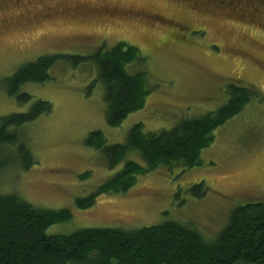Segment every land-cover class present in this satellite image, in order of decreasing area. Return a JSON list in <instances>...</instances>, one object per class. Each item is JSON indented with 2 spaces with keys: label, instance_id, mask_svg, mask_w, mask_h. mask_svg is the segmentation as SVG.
I'll return each instance as SVG.
<instances>
[{
  "label": "rangeland",
  "instance_id": "374dc122",
  "mask_svg": "<svg viewBox=\"0 0 264 264\" xmlns=\"http://www.w3.org/2000/svg\"><path fill=\"white\" fill-rule=\"evenodd\" d=\"M191 2L0 0V118L29 109L32 102L19 105L7 96L5 79L41 56H89L123 42L145 59L126 67L146 74L144 108L116 128L105 123L104 91L90 63L72 67L60 61L45 83L20 88L32 101L48 102L51 111L19 129L35 164L22 170L17 150H10L0 170V195H15L39 210H69L71 219L50 226L47 235L138 230L172 221L212 240L233 209L264 201V0L248 5L256 10L238 4L205 10ZM228 85L251 90L250 102L213 132L200 166L149 172L125 195L101 196L88 209L76 208L77 199L122 167L108 170L102 153L85 146L90 132L101 131L111 145L125 143L137 123L144 132L169 130L218 110L227 102ZM200 183L205 194L197 198L190 190Z\"/></svg>",
  "mask_w": 264,
  "mask_h": 264
},
{
  "label": "trees",
  "instance_id": "16d2710c",
  "mask_svg": "<svg viewBox=\"0 0 264 264\" xmlns=\"http://www.w3.org/2000/svg\"><path fill=\"white\" fill-rule=\"evenodd\" d=\"M192 1V5L205 10H227L234 4L243 10H256L248 7L253 0ZM60 61L72 67L85 62L96 68L108 127L120 126L128 115L144 108L149 94L146 74L143 70L133 74L126 71L130 64L145 62L137 48L120 42L110 50L102 46L89 56H41L5 79L8 97L19 105L32 103L25 113L0 118V170L8 163L3 158L8 159L10 150L15 149L22 170L35 164L19 141L18 131L50 113L51 106L45 101H32L19 90L26 84L45 83L48 71ZM227 95V102L215 112L183 119L169 130L144 132L141 123L134 124L122 144L106 145L101 131L90 132L85 146L102 153L108 170L122 167L88 197L77 199L76 208L88 209L101 196L125 195L135 186L137 177L149 172L200 166L201 151L212 144L213 132L242 111L252 92L228 85ZM190 191L194 197H202L204 184H196ZM70 219L69 210H39L15 195H0V264H264V201L237 206L212 240L172 221L138 230L86 228L69 235L46 234L50 226Z\"/></svg>",
  "mask_w": 264,
  "mask_h": 264
}]
</instances>
